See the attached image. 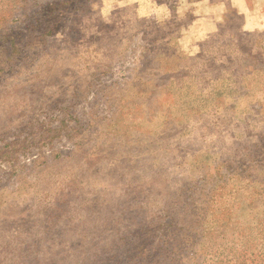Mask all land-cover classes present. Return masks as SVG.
<instances>
[{"label":"rangeland","instance_id":"1","mask_svg":"<svg viewBox=\"0 0 264 264\" xmlns=\"http://www.w3.org/2000/svg\"><path fill=\"white\" fill-rule=\"evenodd\" d=\"M0 264H264V0H0Z\"/></svg>","mask_w":264,"mask_h":264}]
</instances>
